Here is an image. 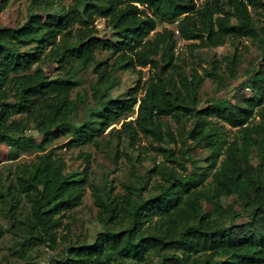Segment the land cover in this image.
<instances>
[{
    "label": "trees",
    "instance_id": "1",
    "mask_svg": "<svg viewBox=\"0 0 264 264\" xmlns=\"http://www.w3.org/2000/svg\"><path fill=\"white\" fill-rule=\"evenodd\" d=\"M8 1L0 0V151L3 145L12 148V160L21 152L39 153L18 164L9 182L0 178L1 210L15 226H24L21 251L56 245L64 213L84 199L87 179L68 172L61 154L48 146L66 137L72 144L96 142L122 123L115 132L131 147L150 138L169 161L190 164L189 173L154 161L125 194L95 192L102 229L93 243L68 246L55 264H264V26L255 18L264 0H27V19L16 26L1 24ZM156 18L177 22L176 30L157 31ZM98 19L112 37L100 34ZM178 37L192 50L252 39L260 54L243 76L237 49L224 68L214 59L206 75L223 87L203 99L205 77L196 68L187 72L176 53ZM101 52H110L113 61L99 62ZM92 66L103 99L93 119L75 127L70 117L81 104L73 98L76 76ZM147 67L152 75L144 83L125 97L109 96L117 70L141 75ZM225 77L238 84L224 86ZM242 87L251 96L239 97ZM187 144L210 151V180L191 161ZM150 181L151 193L144 187ZM233 196L240 210L223 204Z\"/></svg>",
    "mask_w": 264,
    "mask_h": 264
},
{
    "label": "rangeland",
    "instance_id": "2",
    "mask_svg": "<svg viewBox=\"0 0 264 264\" xmlns=\"http://www.w3.org/2000/svg\"><path fill=\"white\" fill-rule=\"evenodd\" d=\"M72 0H63L69 4ZM203 0H198L201 4ZM29 2L27 0H9L8 7L1 15V24L8 26H16L22 24L27 19V8ZM149 15L152 11L142 7ZM255 18L258 20L259 28L264 26V10L262 15L255 13ZM157 31L163 29L176 30L177 22L171 23L156 18ZM97 27L101 35H111V32L105 28V20L98 19ZM178 35V34H177ZM112 37V35H111ZM238 50L241 54V64L237 68L238 76H243L249 68H252L260 54L259 44L252 39H244L232 44L228 42L226 45L219 48H204L192 50L190 42L184 41L178 37V46L176 53L180 54L185 60L187 72L191 73V68H196L204 77L205 83L201 90L203 99H212L221 87L215 83L211 77L206 75V72L212 68V61L217 59L223 62L232 57L234 52ZM99 62L113 61L110 52H101L97 55ZM223 68L220 70L223 73ZM116 86L109 91V96L113 98L125 97L132 87L137 86L140 82L144 83L152 75L149 67L143 68L141 75L136 72L117 70ZM78 85L73 92V98L81 100L78 111L70 117V122L79 127L93 119V109L100 106V101L103 99V88L97 85V74L95 66L90 69L80 72L76 76ZM229 83L237 85L238 83L230 77H225L224 86ZM99 88V91L96 90ZM238 96H251V91L248 88L242 87ZM136 111V110H135ZM136 114H132L129 119H134ZM170 120V119H169ZM171 127L175 133L178 132V124L172 120ZM122 123L114 124L108 128L102 135L97 137L96 142H82L72 144V138L66 137L58 141L54 145H50L47 151L55 149V151L64 158L67 164V171H75L81 173L87 179L84 199L82 204L68 212H65L62 218V227L58 231V241L56 245L50 243H41L33 245L24 253L21 251L20 242L23 240L25 232L24 226L13 224V221L1 210L0 206V227L3 234L0 236V264H55L56 261L62 259L66 254V249L71 245H80L84 243H93L98 232L102 229L103 224L98 218V207L94 197L95 192L101 196L123 195L126 193V188L137 182L139 176L153 167V162H165L168 165L176 166V168L187 174L189 173L190 164L185 165L182 159L178 158L180 164L169 161L165 155L152 147L150 138L143 137L141 143L135 147H131L123 134H118L115 129H120ZM189 128V125H187ZM114 128L113 133L109 134ZM40 140V137L38 138ZM168 148L174 149V144H168ZM182 147L179 144L177 151ZM139 148V149H138ZM187 153L191 155V161L198 167H203L205 172H208V179H211L213 170L209 169L210 151L203 147L186 145ZM140 149L144 152L143 156L139 157ZM178 153V152H177ZM15 151L9 146L3 145L0 151V178L4 182H9L15 175V168L20 163L30 162L39 154L36 151L21 152L20 156L12 160ZM168 160V161H167ZM260 162L259 155L253 154L252 163L257 165ZM151 181L147 182L144 187L148 192H152ZM225 206L232 204L237 210H240L239 203L236 197H230L223 200ZM23 214L29 213V203L26 199L22 202ZM205 210L212 211V205L204 203ZM245 218L239 219L237 222H243ZM224 224H229L228 220ZM23 230V231H22Z\"/></svg>",
    "mask_w": 264,
    "mask_h": 264
}]
</instances>
